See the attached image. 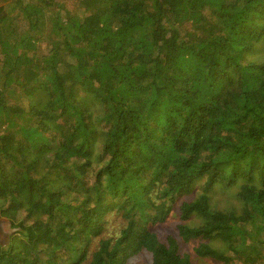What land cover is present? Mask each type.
Returning <instances> with one entry per match:
<instances>
[{"label":"trees","instance_id":"1","mask_svg":"<svg viewBox=\"0 0 264 264\" xmlns=\"http://www.w3.org/2000/svg\"><path fill=\"white\" fill-rule=\"evenodd\" d=\"M75 2L0 0V264H197L151 229L196 183L181 240L264 262V0Z\"/></svg>","mask_w":264,"mask_h":264},{"label":"rangeland","instance_id":"2","mask_svg":"<svg viewBox=\"0 0 264 264\" xmlns=\"http://www.w3.org/2000/svg\"><path fill=\"white\" fill-rule=\"evenodd\" d=\"M76 0H59V2L64 6L65 9L69 10V11H73L76 10L77 7L75 5ZM75 3V5H74ZM42 47H45V44L42 45ZM257 50L255 54H251L249 55V59L250 60H263L264 59V41L259 43L257 45ZM39 50H43L42 48H40ZM82 95V94H81ZM95 150L97 151L100 147V143H97L95 145ZM94 178H92L90 176V180L89 182H93ZM201 188L199 183H196L195 189L191 192L190 195H180L173 203V209L171 211V213L169 214L167 220L161 224H155L154 226H151V229H153V231H155L158 235V239L160 240V242L165 243V240L168 237H174L177 239L178 241V245H179V249L178 252L179 254H183L186 253L188 254L191 259L193 260L194 263L197 264H218L217 262H215L214 260H212L211 258H197L195 252H194V248L197 246L198 241L195 239H190L189 241L185 242L182 241L181 238L178 235V230H177V226L179 224H183L185 222H183L182 220H180V212H179V206L181 205V203L183 202V200H185L186 198H194V195H196V192H200ZM231 191V196L229 197L228 195H226L227 193L221 192L219 189H214L211 193L212 199L216 204V207L218 208H222L225 206H230V205H237V202L235 201V199L232 196L233 191ZM226 195V196H225ZM211 201V202H213ZM105 221H106V225L104 230L101 232V235L97 236V237H93L92 241H91V245L89 246V253L91 254L92 251L94 250V248L96 247L98 241L101 238H108V237H113L116 238L119 233L120 230L122 228L125 227L126 222L125 220L122 219V212L120 211H116L113 210L110 213H107L105 216ZM186 221H191V220H186ZM192 222V221H191ZM193 222H196L198 224L201 223L200 220H195ZM14 231H17L16 228H11L9 223L3 218L0 217V244L3 245V247H6L8 242H9V237L10 234ZM218 244H215V246ZM136 264H151V260H150V256L147 253H143L140 254V256H138L135 260ZM261 264H264V262H262Z\"/></svg>","mask_w":264,"mask_h":264}]
</instances>
